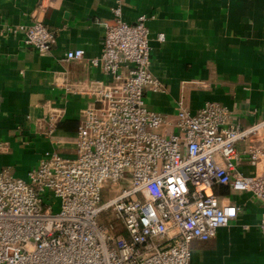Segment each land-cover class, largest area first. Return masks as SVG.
Returning <instances> with one entry per match:
<instances>
[{
  "label": "built area",
  "instance_id": "2783aa9c",
  "mask_svg": "<svg viewBox=\"0 0 264 264\" xmlns=\"http://www.w3.org/2000/svg\"><path fill=\"white\" fill-rule=\"evenodd\" d=\"M113 14L101 53L88 59L106 79L77 89L90 99L74 152H47L26 178L0 169V264H191L192 242L213 238L240 212L207 189L225 185L264 203V112L244 126L212 100L192 111L181 98L173 117L155 111L147 91L164 86L151 70L150 16L130 23L118 6ZM20 27L38 53L55 46L42 16ZM85 58L75 48L62 60ZM63 114L50 109L43 132L53 135ZM103 212L109 223L98 221ZM258 227L264 233V216Z\"/></svg>",
  "mask_w": 264,
  "mask_h": 264
},
{
  "label": "crops",
  "instance_id": "0c3cea01",
  "mask_svg": "<svg viewBox=\"0 0 264 264\" xmlns=\"http://www.w3.org/2000/svg\"><path fill=\"white\" fill-rule=\"evenodd\" d=\"M117 6L130 23L150 16L151 70L164 86L147 91L152 109L173 117L181 98L192 111L212 100L228 106L232 120L244 126L264 112V0H0V143L8 145L0 152V169L26 178L47 152H74L79 112L90 99L77 89L87 79H106L88 59L101 53ZM37 15L56 35L44 54L25 45L20 30ZM75 48L84 49L86 58L62 60ZM53 108L64 114L49 136L44 117ZM246 146L248 141L237 144ZM207 192L240 212L213 238L192 242L190 263L264 264L258 227L264 203L225 185Z\"/></svg>",
  "mask_w": 264,
  "mask_h": 264
},
{
  "label": "rangeland",
  "instance_id": "374dc122",
  "mask_svg": "<svg viewBox=\"0 0 264 264\" xmlns=\"http://www.w3.org/2000/svg\"><path fill=\"white\" fill-rule=\"evenodd\" d=\"M109 187L111 188L112 185H111V182H107L106 183V187L103 191V197L104 198H108L110 197L111 195V190L109 189ZM116 190H118V188H116ZM108 215H111L110 212H103L102 214H100V216L98 217V221L99 222H105V223H109L108 222ZM115 225H117V223H114Z\"/></svg>",
  "mask_w": 264,
  "mask_h": 264
},
{
  "label": "trees",
  "instance_id": "16d2710c",
  "mask_svg": "<svg viewBox=\"0 0 264 264\" xmlns=\"http://www.w3.org/2000/svg\"><path fill=\"white\" fill-rule=\"evenodd\" d=\"M61 124H59V126H60Z\"/></svg>",
  "mask_w": 264,
  "mask_h": 264
}]
</instances>
